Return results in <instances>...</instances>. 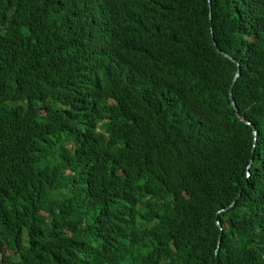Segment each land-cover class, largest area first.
Returning <instances> with one entry per match:
<instances>
[{"label": "trees", "instance_id": "1", "mask_svg": "<svg viewBox=\"0 0 264 264\" xmlns=\"http://www.w3.org/2000/svg\"><path fill=\"white\" fill-rule=\"evenodd\" d=\"M0 264H264V0H0Z\"/></svg>", "mask_w": 264, "mask_h": 264}, {"label": "water", "instance_id": "2", "mask_svg": "<svg viewBox=\"0 0 264 264\" xmlns=\"http://www.w3.org/2000/svg\"><path fill=\"white\" fill-rule=\"evenodd\" d=\"M210 1V0H209ZM214 43H215V41H214ZM216 44V43H215ZM218 50H219V48H218ZM222 52V54H224L225 56H227L228 58H230V59H232V60H234V61H236V59L235 58H233L231 55H229L228 53H226V52H224V51H221ZM237 62V65H238V68H237V70H236V72H235V74H234V77H233V80H232V84H233V82L235 81V79L237 78V76L239 75V73H240V65H239V62L238 61H236ZM232 84H231V86H230V88H229V96H230V99H231V103H232V105L234 106V108H235V114H236V116L239 118V119H241V120H243V121H245V122H247V123H249L250 121L249 120H247V119H245L239 112H238V109H237V107H236V103H235V101H234V99H233V97H232ZM253 132H254V134H256V129L253 127ZM250 160H252V158L250 159ZM248 173V172H247ZM232 204V203H231ZM230 204V205H231ZM229 205V206H230ZM221 209H224V208H221ZM216 223L219 225V226H221V224H220V221L217 219L216 220ZM219 240H220V237H219Z\"/></svg>", "mask_w": 264, "mask_h": 264}]
</instances>
